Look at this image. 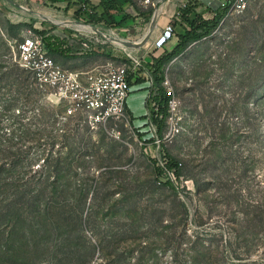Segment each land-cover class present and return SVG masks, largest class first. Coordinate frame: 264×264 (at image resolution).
Segmentation results:
<instances>
[{"label":"rangeland","instance_id":"1","mask_svg":"<svg viewBox=\"0 0 264 264\" xmlns=\"http://www.w3.org/2000/svg\"><path fill=\"white\" fill-rule=\"evenodd\" d=\"M127 1L96 35L52 23L68 16L49 1L0 0V264H264V1L222 19L224 0ZM94 3L81 6L84 19L98 15ZM187 5L189 20L214 19L207 35L158 70L144 63L175 47ZM7 23L26 25L19 40ZM167 25L173 36L157 48ZM28 29L46 49L74 34L125 50L105 37L133 43L148 34L125 50L143 64L129 69V84L141 85V73L166 80L180 133L162 141L155 86L145 122L128 110L127 122L90 132L65 116L18 65ZM77 38L67 44L73 53L84 47Z\"/></svg>","mask_w":264,"mask_h":264},{"label":"built area","instance_id":"2","mask_svg":"<svg viewBox=\"0 0 264 264\" xmlns=\"http://www.w3.org/2000/svg\"><path fill=\"white\" fill-rule=\"evenodd\" d=\"M262 1L264 0H233L231 3H221V6L239 14L250 4ZM144 2L149 3V0ZM172 33L171 26L167 25L157 41V48L169 41ZM18 65L30 74L36 86L50 90L51 95L63 103L65 116L79 117L81 126L93 132L108 123L127 122V100L131 93L129 69L139 71L141 61L129 51L125 53L124 62L120 65L107 62L88 70L66 69L49 56L44 44L28 29L26 37L18 45ZM147 82L149 86L154 87V77L151 74ZM160 84L163 86L162 106L166 111L162 141H170L180 133L179 102L172 89L167 87L166 80ZM148 99L150 95L147 96ZM158 106L156 102H151L152 111L156 112ZM148 116L147 113V118ZM165 162H162L161 166L166 164Z\"/></svg>","mask_w":264,"mask_h":264},{"label":"crops","instance_id":"3","mask_svg":"<svg viewBox=\"0 0 264 264\" xmlns=\"http://www.w3.org/2000/svg\"><path fill=\"white\" fill-rule=\"evenodd\" d=\"M18 1L19 0H17V2ZM32 1L34 2V0H30V3ZM44 1H49V2H51L52 5L58 6L59 8H61V12L68 16V17H66V19H68V21H66V22L65 21H63V22L62 21H55V20L50 19V21H52V23H55L58 26L69 25V26L75 28L76 30H80V31L85 32V33H92V34L100 35V33L97 29H98L100 24L102 25L107 21L106 17H108V16L103 15L104 9L100 5V0H97V4L94 3L95 2L94 0H88V2H90L91 4L94 3V5L96 4V6H98L95 10V12L98 13V15H96V16L100 19V21H98V22L97 21L90 22L89 19L83 18L82 13H81V6L84 4V2H86L85 0H44ZM114 2L116 3V10L112 11L111 16L108 18H115V16L117 14H119L118 13V9H119L118 7H120V4L125 5L124 0H123V3H120L117 0H114ZM223 2H225V0ZM223 2L221 1V3H223ZM35 3H36V1H35ZM99 9L101 11H99ZM26 11L28 13L31 12L28 10H26ZM33 15L40 18V19H45V18L48 19L47 15L44 16V15H41L38 13H33ZM125 17L126 16L124 15V18H119L118 21H115V22L120 23L119 26H124L127 19H128ZM81 22H83V23L86 22L90 25H84ZM111 35L113 37H105L104 35H102V36H104L105 39L107 38V40L116 44L117 46L122 47L123 49L125 48V50L136 49V48L140 47L141 45H143L147 41V38H148V34H146L139 41L132 43V41H128L125 39H116L114 34H111ZM48 36H49L48 34L45 35V37H48ZM70 37L66 36V39L68 40L67 44L74 42V38H77V36L74 34H70ZM88 39L89 38H86V40L84 39V41H88L89 46L87 44H84L85 42L83 41V39H81V38L76 39V41H80V42L83 41L81 45L82 46L84 45V47L80 48L81 51L78 53H73L70 50V48L67 46V44L64 43L61 46H59V51H57V52H53L52 50L50 52V49H47L48 54H49V56H51L54 59L55 62H57V57L59 59H61L60 63L59 62H57V63L61 67L66 68V69H71V70H88V69H92L96 66L105 64L107 62H112L115 65H120L124 62L125 53H126L125 50H122V49L118 50L115 48L99 46L98 45L99 43L97 44L96 39H92L93 41L88 40ZM51 40H53V39H51ZM49 43H51L50 40H49ZM155 56L156 55H154V53H153L148 57H144L143 62L146 64L154 65L155 62L153 60V57H155ZM72 62H74V63H72ZM141 65L143 66L142 61H141ZM149 76H150V74L147 76L145 73H141V77H142V79H144V82H142L141 85L136 86L135 88H131V93H130L128 100H127V109L130 112H132L136 117H142L143 118L142 122H145L148 120V118H147L148 112H147V108H146L145 104H146L147 96L149 95V90H151L150 89L151 86H149V83L147 82V79L149 78Z\"/></svg>","mask_w":264,"mask_h":264},{"label":"trees","instance_id":"4","mask_svg":"<svg viewBox=\"0 0 264 264\" xmlns=\"http://www.w3.org/2000/svg\"><path fill=\"white\" fill-rule=\"evenodd\" d=\"M88 3V0H85ZM125 2H128L127 0H124ZM233 0H230V3ZM229 4V3H228ZM100 5L103 7L104 12L103 15H107L108 17L111 16V12L116 10V3L114 0H100ZM228 7L223 9L222 15H220L218 18L222 19L224 16L225 12L227 11ZM180 12V11H179ZM194 13V7L193 6H186L182 12L180 13L181 17V24L187 25L186 28H183L184 31L181 35L178 36V42L175 45V47L167 53L164 49L162 51V54L159 56L153 57V60L155 62L154 66L156 69H160L164 64L168 63L170 60H172L174 57L179 56L182 54L192 43L197 42L198 40L204 38L209 29L212 26L211 24L213 23V20H205L203 17L200 18V16H196L194 21L189 20L188 15ZM90 22L94 21H100V19L96 15H92L89 17ZM26 26L25 24H10L7 23L6 27V34L15 40H19V30ZM34 32H36L34 30ZM59 46L60 42L58 41ZM48 49H50L53 52L59 51L58 46H54L51 43L47 44ZM163 81V79L156 78L154 77V86L157 87V90L162 93V89L160 88V83ZM174 166H177V163L174 164ZM168 168H171L170 165ZM168 185L172 186L171 182Z\"/></svg>","mask_w":264,"mask_h":264}]
</instances>
